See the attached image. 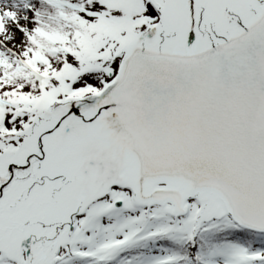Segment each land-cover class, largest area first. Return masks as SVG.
I'll use <instances>...</instances> for the list:
<instances>
[{"label": "snow or ice", "instance_id": "snow-or-ice-1", "mask_svg": "<svg viewBox=\"0 0 264 264\" xmlns=\"http://www.w3.org/2000/svg\"><path fill=\"white\" fill-rule=\"evenodd\" d=\"M0 264H264V0L0 5Z\"/></svg>", "mask_w": 264, "mask_h": 264}, {"label": "rangeland", "instance_id": "rangeland-1", "mask_svg": "<svg viewBox=\"0 0 264 264\" xmlns=\"http://www.w3.org/2000/svg\"><path fill=\"white\" fill-rule=\"evenodd\" d=\"M0 4L7 5L8 7H11L12 0H0Z\"/></svg>", "mask_w": 264, "mask_h": 264}, {"label": "clouds", "instance_id": "clouds-1", "mask_svg": "<svg viewBox=\"0 0 264 264\" xmlns=\"http://www.w3.org/2000/svg\"><path fill=\"white\" fill-rule=\"evenodd\" d=\"M0 5H2V4H0ZM42 11L45 13V14H47V9L45 8V9H42Z\"/></svg>", "mask_w": 264, "mask_h": 264}]
</instances>
